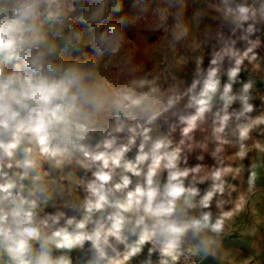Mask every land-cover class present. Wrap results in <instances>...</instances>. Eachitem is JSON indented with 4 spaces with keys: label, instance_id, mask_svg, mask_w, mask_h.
I'll use <instances>...</instances> for the list:
<instances>
[{
    "label": "crops",
    "instance_id": "0c3cea01",
    "mask_svg": "<svg viewBox=\"0 0 264 264\" xmlns=\"http://www.w3.org/2000/svg\"><path fill=\"white\" fill-rule=\"evenodd\" d=\"M177 2L173 19L178 18L175 23L183 40L178 43L162 39V31L161 39L148 46L152 52L153 47L164 44L169 51L156 59L158 66L162 65L161 74L150 78L163 84L145 88L148 112L137 113V117L153 111L160 113L148 133L165 145L158 151L155 163L152 159L143 164V177L146 179L151 167L154 182L162 191L170 171L187 172L182 177L184 187L196 189L197 194L189 197L192 207L184 202L185 197L180 198L177 218L200 219L207 213L210 224L222 225L219 231L209 228L195 234L186 232L202 253V264H264V144L260 141L264 137L256 139L252 135L264 129V6L249 9L252 0ZM241 7L247 9L243 14L247 19L242 18ZM61 54L54 63L71 61V53ZM151 59L149 52L144 62ZM233 69L238 72L230 79ZM226 85H231L229 91ZM245 85H250L246 91ZM180 92L183 96L176 100ZM254 144H260L255 151ZM169 163L175 167H165ZM4 171L17 187L25 186L26 195L32 189L24 168L14 163L13 168ZM128 191L127 188L118 197L119 202H125ZM210 192L208 206L204 207L201 201ZM74 193L78 203L67 204L59 225H53L50 216L36 207L33 209V226L39 230L40 240L25 238L30 245L29 259L35 261L46 251L49 264H59L61 260L66 264H152L153 246L149 241L139 243V229L132 231L134 208L123 212L131 221L123 231L124 243L106 231L96 234V222H104L117 210L113 208L104 209L102 215H91L86 223L89 234L73 232L74 225H66V219L79 213L81 221L87 215L82 208L83 196L75 190ZM30 199L34 200V195ZM60 227L74 234L67 240L55 236L53 233ZM136 247L140 251L131 254ZM178 252L179 245H173L167 259L175 261ZM0 264H16L4 245H0Z\"/></svg>",
    "mask_w": 264,
    "mask_h": 264
},
{
    "label": "clouds",
    "instance_id": "9594fccd",
    "mask_svg": "<svg viewBox=\"0 0 264 264\" xmlns=\"http://www.w3.org/2000/svg\"><path fill=\"white\" fill-rule=\"evenodd\" d=\"M53 2L0 0V245L6 247L16 264H49L46 251L35 261L29 259L30 245L25 243V238L40 240L39 230L33 226L36 201L30 199L35 189H29L26 195L25 186L17 187L4 171L13 168L14 163L18 168H32L37 155L55 161L58 166L75 162L92 172L93 179L84 185L87 192L83 204L85 219L76 221L72 217L65 221L77 230L86 228L94 212L111 207L117 210L104 222H96V234L110 222L105 231L119 242L125 239L122 232L131 223L123 212L131 208L137 213L143 212L137 215L132 228L133 232L139 229V243H146L149 237L159 239L162 251L174 236L189 230L194 234L209 228L219 231L222 225L210 224L207 213L200 219L181 221L177 218L180 198L185 197L184 202L192 207L189 197L197 194L196 189L184 187L182 177L187 176V172L170 171L161 191L150 167L145 184L128 191L124 203L109 200L113 189H127L131 183L128 175H122L119 183L107 187L115 170L122 168L138 176L139 165L148 159L149 154L144 149L151 139L150 129L137 119L138 112H148L147 94L135 96L127 90H109L91 80L89 73L75 62L54 63L59 56L58 47L44 31L40 12L41 5L47 4L50 8ZM239 11L242 18L247 19L243 15L247 9L241 7ZM57 15L49 13L43 20L55 19ZM237 72L238 69L231 70L230 79L235 78ZM244 87L246 91L250 85ZM230 89L231 85L225 86L226 91ZM159 114L147 115L145 123H151ZM121 137H126V143L118 144ZM138 138L135 162L125 159ZM163 147L162 141H152L153 163L159 159L156 153ZM165 167L175 166L169 163ZM24 175L22 173L21 178ZM211 195L210 192L202 199L204 207L208 206ZM63 215H50L52 224L59 225ZM53 234L67 240L74 233L60 227ZM76 238L79 240L80 236ZM138 251L140 248L136 247L131 254ZM59 264L66 262L61 260Z\"/></svg>",
    "mask_w": 264,
    "mask_h": 264
},
{
    "label": "rangeland",
    "instance_id": "374dc122",
    "mask_svg": "<svg viewBox=\"0 0 264 264\" xmlns=\"http://www.w3.org/2000/svg\"><path fill=\"white\" fill-rule=\"evenodd\" d=\"M152 1L133 0L132 20L151 21L163 31L162 39L181 42L183 39L175 23L178 18L173 19L178 10V0H156L151 3ZM91 2L93 0H54L50 8L47 4L41 5L42 27L49 39L59 44L58 57L62 56L61 53H71V61L64 64L75 62L89 73L91 80L109 90H127L135 96L147 94L148 97V91L145 89L147 86L163 84L161 80L153 82L150 78L155 73L161 74L163 68L161 64L158 66L156 59L164 57L169 50L164 44L153 47L152 52L148 47L145 52L147 57L150 52L151 61L145 63L146 60L135 58L137 46L130 39L123 38L119 30L109 32L102 19L103 11L108 5L120 9L122 3L117 0ZM85 3H90L89 8L79 10ZM66 4H71V7H66ZM49 13L58 15L55 19L43 20ZM79 21L86 22V26H77ZM106 119L110 121L111 117ZM256 132L257 134L254 131L252 134L255 138L264 137V129L259 128ZM123 138L121 137L118 144ZM260 141L264 144V139ZM257 147H260V144H254L253 151ZM35 160L34 167L24 170L29 175L28 184L35 189L36 208L40 213H45V216L65 214L67 204L73 206L78 203L74 185L81 167L75 162L58 166L55 161L41 156ZM55 211L58 213L55 214ZM94 213L102 215L103 210ZM63 218L64 215L60 220Z\"/></svg>",
    "mask_w": 264,
    "mask_h": 264
},
{
    "label": "built area",
    "instance_id": "2783aa9c",
    "mask_svg": "<svg viewBox=\"0 0 264 264\" xmlns=\"http://www.w3.org/2000/svg\"><path fill=\"white\" fill-rule=\"evenodd\" d=\"M261 5L264 6V0H252V2L249 5V9L257 8V7H260ZM70 18H71V16L69 17V19ZM182 96H183V92L178 93L176 95V100H178ZM156 112H151L150 114H153ZM137 119L143 125V127H146V128H149V126L154 121L153 120L151 123H145V120L147 119V117H137ZM148 135L151 139L146 144L144 151L146 153H148L149 156H148L147 160H145L142 164L139 165L140 175H138V176L133 175L130 172H125L122 168H118L115 170V172L113 174V178L109 182L107 187H112L116 183H119L123 173H124V175H128L130 180H131V183L128 186L129 191L134 190L138 184L141 186H143L145 184V179H144L143 173H142V166L145 162L153 159V155L151 153V143H152V141H156V140L162 141L159 138H152L149 133H148ZM120 143H126V137H124ZM139 144H140V138L137 139L136 144L131 147V150L128 153H126L125 159L132 160L133 162H135V157L139 151ZM156 156H158V152L156 153ZM94 171H95V169H94ZM91 179H93L91 171H87L83 168L79 169L78 175H77L76 180H75L74 190L77 194L82 195L84 200H85V197L87 196V192L85 191L84 185ZM126 190L127 189H122V190L117 191V190L113 189V191L109 194V200L112 202L118 201V197L121 196L122 194H124ZM84 200H83V204H84ZM106 208H111V207H106ZM142 214H143L142 211L140 213H137L134 210V212H133L134 221L137 218V215H142ZM73 217L76 219V221H79V213H77ZM109 225H110V222H108L107 224L106 223L104 224V229H102L100 231V235H102V233L106 229L109 228ZM72 231L73 232L83 231L84 233L89 234V229H87V228L82 229V230H77L73 226ZM122 236L125 237L124 232H122ZM148 241L150 242V244L153 246V249H154V258H153L152 264H202L201 259H202L203 255L199 251V249H197L195 247L193 240H192V237L186 232L183 235L178 234V235L174 236L172 238L171 242L166 247L163 248V251L161 250L162 245H161L159 239L149 237ZM124 242H125V239L123 240V243ZM175 244L179 245L178 257L175 261H170L166 257L167 252Z\"/></svg>",
    "mask_w": 264,
    "mask_h": 264
},
{
    "label": "trees",
    "instance_id": "16d2710c",
    "mask_svg": "<svg viewBox=\"0 0 264 264\" xmlns=\"http://www.w3.org/2000/svg\"><path fill=\"white\" fill-rule=\"evenodd\" d=\"M97 1L99 0H93L91 3ZM117 1L122 3V8L116 9L108 5L102 14L103 23L109 32L114 33L119 30L123 38L130 39L137 46L135 58L138 57L146 60L147 53L145 52V48L159 41L162 36V31L151 21L132 20L131 14L134 9L133 0ZM146 1L150 2V0ZM154 1L156 2V0H153L151 3H154ZM89 6L90 3H85L79 10L88 9ZM66 7H71V4H66ZM77 26H86V22L79 21L77 22Z\"/></svg>",
    "mask_w": 264,
    "mask_h": 264
}]
</instances>
